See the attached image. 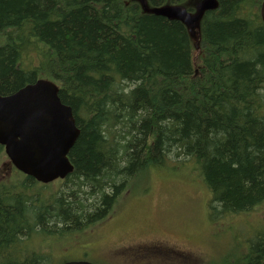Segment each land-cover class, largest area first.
<instances>
[{
	"label": "trees",
	"instance_id": "1",
	"mask_svg": "<svg viewBox=\"0 0 264 264\" xmlns=\"http://www.w3.org/2000/svg\"><path fill=\"white\" fill-rule=\"evenodd\" d=\"M218 1L193 40L139 0H0V93L49 79L80 129L57 190L6 164L0 264H52V249H28L34 236L94 229L136 178L170 162L194 161L212 218L264 204L263 0ZM260 223L232 264H264ZM89 251L97 264L116 256Z\"/></svg>",
	"mask_w": 264,
	"mask_h": 264
},
{
	"label": "rangeland",
	"instance_id": "2",
	"mask_svg": "<svg viewBox=\"0 0 264 264\" xmlns=\"http://www.w3.org/2000/svg\"><path fill=\"white\" fill-rule=\"evenodd\" d=\"M200 52L195 49L196 55ZM6 164L11 166L4 151L0 155V181L9 177L14 168L8 169ZM170 164L136 178L130 191L123 194V203H118L116 212L104 225L63 237L48 235L43 242L42 236L36 235L28 249L38 245L52 249V264H59L67 259H83V253L91 260L90 246L96 253L97 250L106 253L124 243L151 241L149 250L136 253L137 250L122 249L108 263L226 264L230 260L232 264V254L238 257L242 252L235 251L245 250L249 245L246 240L263 227L260 221L264 204L256 212L250 210L222 218L216 213L212 218L209 208L212 193L200 178L194 161ZM61 181L51 183L49 188L57 190Z\"/></svg>",
	"mask_w": 264,
	"mask_h": 264
},
{
	"label": "water",
	"instance_id": "3",
	"mask_svg": "<svg viewBox=\"0 0 264 264\" xmlns=\"http://www.w3.org/2000/svg\"><path fill=\"white\" fill-rule=\"evenodd\" d=\"M146 12L177 19L186 24L195 38V29L205 10L217 0H201L195 14L180 4L150 6L139 0ZM264 21V1L261 4ZM73 109L59 95V87L48 79H38L9 95L0 93V144L13 165L43 183L67 178L73 171L69 153L79 137ZM62 264H94L73 260Z\"/></svg>",
	"mask_w": 264,
	"mask_h": 264
},
{
	"label": "flooded vegetation",
	"instance_id": "4",
	"mask_svg": "<svg viewBox=\"0 0 264 264\" xmlns=\"http://www.w3.org/2000/svg\"><path fill=\"white\" fill-rule=\"evenodd\" d=\"M217 2H218V5L217 6H219V1L217 0ZM217 6H216V8H217ZM189 10H192L193 11L194 10V7L190 6L189 7ZM150 243H151V241H149V242H147V241L146 242H143L142 241V242H137V243H133V242L124 243L121 246H116V247L109 248V253L114 254V255H117V254H119V252L122 249H123V251H127V252H132L134 250L139 251V250H142V249L149 250L151 248L149 246V245H151ZM85 257L86 256L82 257L83 259H80V260L91 261L89 258L86 259ZM104 261L106 263H104V262L103 263L104 264H107L108 258H104Z\"/></svg>",
	"mask_w": 264,
	"mask_h": 264
},
{
	"label": "bare ground",
	"instance_id": "5",
	"mask_svg": "<svg viewBox=\"0 0 264 264\" xmlns=\"http://www.w3.org/2000/svg\"><path fill=\"white\" fill-rule=\"evenodd\" d=\"M71 161V160H70ZM74 170V169H73ZM72 173V172H71ZM80 260V259H79ZM83 261H87V260H83ZM88 262H90V261H88Z\"/></svg>",
	"mask_w": 264,
	"mask_h": 264
}]
</instances>
